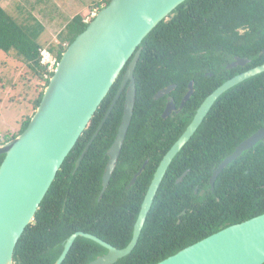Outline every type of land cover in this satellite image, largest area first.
I'll return each instance as SVG.
<instances>
[{
	"label": "trees",
	"instance_id": "obj_1",
	"mask_svg": "<svg viewBox=\"0 0 264 264\" xmlns=\"http://www.w3.org/2000/svg\"><path fill=\"white\" fill-rule=\"evenodd\" d=\"M109 1L102 0L99 11ZM87 25L77 15L64 27L57 37V46L48 49L57 63ZM42 32L43 27L35 18L20 24L0 6V51L13 52L14 58L46 87L53 72L41 64L43 47L38 39ZM139 48L140 57L133 72V115L121 154V163L125 165L126 158L134 154L141 157L139 151L147 143L153 147L161 144L164 153L180 137L208 95L234 76L264 64V0H186L142 40ZM236 57L248 63L226 69ZM122 74L65 158L33 222L19 238L13 253L14 264H54L65 240L77 232L92 235L116 249H123L131 240L143 193L151 179L150 171L136 183L137 187L141 184V194L116 190L118 181L113 176L98 201L107 160L105 152L120 124L123 96L74 171V163L104 117ZM190 81V99L177 114L163 120L162 99L155 100L154 95L175 85L171 94L178 106ZM42 95L40 92L34 101L35 110ZM29 121L30 118L23 122L19 132L5 142L20 135ZM263 122L264 73L239 83L216 100L169 166L135 248L115 264H157L228 226L264 214V140L223 169L212 189L209 185L219 164ZM129 148L133 154L128 153ZM3 159L0 156V165ZM155 159L157 163L160 154ZM185 172L182 181L175 184ZM201 191L203 196H199ZM181 212L185 214L180 215ZM104 254L106 250L96 243L78 237L61 264H88Z\"/></svg>",
	"mask_w": 264,
	"mask_h": 264
},
{
	"label": "water",
	"instance_id": "obj_2",
	"mask_svg": "<svg viewBox=\"0 0 264 264\" xmlns=\"http://www.w3.org/2000/svg\"><path fill=\"white\" fill-rule=\"evenodd\" d=\"M185 1L110 0L61 54L26 129L14 139L0 144V156H4L0 165V264H14L13 253L19 238L25 228L33 222L35 213L65 158L126 67L119 90L74 166L76 171L119 99L126 82L130 81L117 135L107 151L109 159L102 176L98 196V201L100 200L131 123L135 100L133 72L140 57L139 45L160 22L167 19L169 14ZM246 62L248 61L236 58L226 69L244 66ZM262 73L264 64L238 74L216 88L201 102L191 122L161 160L143 198L133 225L131 240L123 249H116L92 235L77 232L65 240L61 254L54 264L64 261L78 237L92 241L106 250V254L88 264H115L128 256L138 242L156 191L171 161L190 141L222 94ZM192 85L190 82L179 109L191 97ZM171 90L172 86H169L159 91L154 98L159 99ZM172 109L174 106L171 103L162 117ZM263 140L264 122L261 128L241 142L234 152L219 164L210 177V189L223 169ZM199 196H202V192ZM157 264H264V214L228 226Z\"/></svg>",
	"mask_w": 264,
	"mask_h": 264
},
{
	"label": "rangeland",
	"instance_id": "obj_3",
	"mask_svg": "<svg viewBox=\"0 0 264 264\" xmlns=\"http://www.w3.org/2000/svg\"><path fill=\"white\" fill-rule=\"evenodd\" d=\"M101 2L102 0H0V6L20 24L26 23L30 17L41 24L43 32L38 39L43 47L40 52L41 61H44L45 56H48L46 60L52 61L54 56L48 49L57 46V37L64 27L77 15L85 23H89L99 11L98 4ZM54 69L50 72H54ZM45 88V83L32 75L25 64L17 61L13 52L5 54L0 51V144L16 135L22 123L33 116L34 101Z\"/></svg>",
	"mask_w": 264,
	"mask_h": 264
},
{
	"label": "flooded vegetation",
	"instance_id": "obj_4",
	"mask_svg": "<svg viewBox=\"0 0 264 264\" xmlns=\"http://www.w3.org/2000/svg\"><path fill=\"white\" fill-rule=\"evenodd\" d=\"M237 58V57H236ZM236 58H234V60H233V62L235 61V59ZM240 59V58H239ZM243 60H245V59H243ZM247 61V60H246ZM232 62V63H233ZM248 62H246V64H247ZM231 64V63H230ZM245 64V65H246ZM229 65V64H228ZM244 65V66H245ZM244 66H238V67H244ZM226 67H227V65H226ZM237 68V67H236ZM125 71H126V67H124L123 68V70L121 71V72H123V74H122V76H121V78L119 79V83H118V88H117V90H116V92H115V94H114V97H115V95H116V93H117V91L119 90V88H120V86H121V83H122V79H123V76H124V74H125ZM121 74V73H120ZM120 74H119V76H120ZM119 76L117 77V79L115 80V82L118 80V78H119ZM114 82V83H115ZM190 82H192L193 83V81H190ZM189 82V83H190ZM189 83H188V85H187V91H188V86H189ZM129 84H130V81H127L126 82V84H125V86H124V88L122 89V92H121V94H120V97H119V99L123 96V110H124V101H125V94H126V92H127V90H128V86H129ZM113 86V85H112ZM170 86H172V90L168 93V94H166V95H164L163 97H161V98H159V99H162V102H163V108H162V112H161V114H160V117L163 119V120H165L166 118H168V117H172L173 115H175V114H177L181 109H179V106H180V103H181V100L183 99V97L185 96V94H186V92H185V94H183V96H182V98H181V100H180V103H179V105L178 106H176V102H175V99H174V96L171 94V92L176 88L175 87V85H170ZM169 87V86H168ZM134 88H135V82H134ZM167 88V87H166ZM166 88H164V89H166ZM192 88H193V85H192ZM164 89H162V90H164ZM161 91V90H160ZM158 93V92H157ZM193 94V93H192ZM156 95V94H155ZM154 95V96H155ZM192 96V95H191ZM114 97L112 98V100H111V102H110V104H109V106H108V108H107V110L109 109V107H110V105H111V103H112V101H113V99H114ZM154 98V97H153ZM118 99V100H119ZM155 99V98H154ZM190 99V98H189ZM117 100V101H118ZM155 100H157V99H155ZM117 101H116V103H117ZM116 103H115V105H116ZM173 104V106H174V109H172V110H170L169 111V113L167 114V115H165V117L163 118L162 116H163V114L165 113V111H166V109H167V106L169 105V104ZM186 104V103H185ZM184 104V105H185ZM114 105V106H115ZM114 106H113V108H114ZM112 108V109H113ZM107 110H106V112H107ZM105 112V113H106ZM122 115H123V113H122ZM104 116H105V114H104ZM109 117V116H108ZM107 117V118H108ZM121 118H122V116H121ZM103 119V118H102ZM102 121V120H101ZM101 121H100V123H101ZM120 122H121V120H120ZM99 123V124H100ZM99 124H98V126H97V128L99 127ZM120 125V124H119ZM130 126V125H129ZM119 127V126H118ZM97 128H96V130H97ZM102 128V127H101ZM100 128V129H101ZM129 129V128H128ZM96 130L94 131V133L96 132ZM100 131V130H99ZM99 131H98V133H99ZM117 131H118V128H117V130H116V133H115V136H114V139H115V137H116V135H117ZM128 132V131H127ZM184 132V131H183ZM94 133H93V135H94ZM97 133V134H98ZM92 135V136H93ZM127 135V134H126ZM92 136H91V138H92ZM97 136V135H96ZM95 136V137H96ZM181 136V135H180ZM126 138V137H125ZM114 139H113V141H114ZM91 140V139H90ZM94 140V139H93ZM113 141L111 142V144L109 145V147L107 148V150H106V152H105V156L107 157V160H106V164H105V167H106V165H107V162H108V159H109V157L107 156V151H108V149L112 146V144H113ZM125 141V140H124ZM177 141V140H176ZM175 141V142H176ZM90 142V141H89ZM89 142H87L86 144H85V146L83 147V150L86 148V146L88 145V143ZM174 142V143H175ZM92 143V142H91ZM173 143V144H174ZM123 144H124V142H123ZM123 144H122V147H121V149H120V152H119V155H118V158H117V161H116V164H115V167H114V170H113V172H112V174H111V176H110V179H109V182H108V185H109V183H110V181H111V178L114 176L115 178H117V183H115V187H118L116 190H119V191H125V192H130L131 194H133V195H137V194H139L140 193V188H141V184H140V187H137V181L138 180H141V179H144V178H146L145 177V175L146 174H148L149 173V171H150V173H151V179H150V182H149V184L147 185V188H146V190H145V192L143 193V198H144V196H145V194H146V192H147V190H148V188H149V186H150V184H151V181H152V179H153V176H154V174H155V172H156V170H157V168H158V166H159V164H160V162H161V160L163 159V157H164V155L169 151V149L172 147V145L163 153V149H162V145L161 144H159V143H156L155 144V147H153L152 145H150V143H147V144H144V147H142L141 149H140V154L142 155L141 157H138L136 154H134L133 156H131V157H128V158H126V160L125 161H128V164L127 165H125L124 163H121L122 162V159H121V154H122V152H123ZM91 145V144H90ZM90 147V146H89ZM89 147H88V149H89ZM133 149H135V148H133ZM83 150L81 151V153L83 152ZM182 150V149H181ZM88 151V150H87ZM86 151V152H87ZM86 152H85V154H86ZM81 153L79 154V156H78V158L80 157V155H81ZM127 153V152H126ZM128 153L130 154H133L134 152H132L131 150H130V148H129V151H128ZM85 154H84V156H85ZM157 154H160V159L158 160V162L156 163V155ZM177 156V155H176ZM175 156V157H176ZM174 157V158H175ZM78 158L76 159V161H75V163L77 162V160H78ZM158 158V157H157ZM83 160V159H82ZM174 160V159H173ZM172 160V161H173ZM129 161H131L132 163H129ZM172 161H171V163H172ZM75 163H74V166H75ZM171 163H170V165H171ZM169 165V166H170ZM80 166V165H79ZM169 166H168V168H169ZM105 167H104V171H105ZM168 168H167V170H168ZM78 169V168H77ZM167 170H166V172H167ZM104 171H103V173H104ZM119 173L118 175H114L115 173ZM166 172H165V174H166ZM186 175V172L185 173H183L180 177H178L176 180H175V184H178L179 182H181L182 181V179H183V177ZM102 176H103V174H102ZM102 176H101V182H102ZM165 176V175H164ZM164 176H163V178H164ZM163 178H162V180H163ZM181 178V180H179ZM162 182V181H161ZM161 184V183H160ZM108 185H107V187H108ZM137 187L138 189H136L134 192H132V189L134 188V187ZM106 187V188H107ZM159 187H160V185H159ZM159 187H158V189H157V191H156V194H157V192H158V190H159ZM106 190V189H105ZM195 190H196V193H197V189H194V194H196L195 193ZM101 191V190H100ZM202 192V196H203V194H204V192L203 191H201ZM200 192V193H201ZM199 193V194H200ZM141 194V193H140ZM156 194H155V196H156ZM142 201H143V199H142ZM141 204H142V202H141ZM141 204H140V206H139V210H140V207H141ZM138 213H139V211H138ZM183 214H185V212H181L180 213V215H183ZM137 216H138V214H137ZM137 218V217H136ZM135 221H136V219H135ZM135 223V222H134ZM134 225V224H133ZM132 229H133V227H132Z\"/></svg>",
	"mask_w": 264,
	"mask_h": 264
},
{
	"label": "built area",
	"instance_id": "obj_5",
	"mask_svg": "<svg viewBox=\"0 0 264 264\" xmlns=\"http://www.w3.org/2000/svg\"><path fill=\"white\" fill-rule=\"evenodd\" d=\"M45 54H46V53H45ZM46 57L48 58V56L43 57L44 61L46 60ZM44 61L42 60V61H41V64H42V65H46V66H47V69H48L49 72L52 71V69H54L55 66H56V64H57V61H56L55 58H54V60H52V61H50L49 59L46 60V62H44Z\"/></svg>",
	"mask_w": 264,
	"mask_h": 264
}]
</instances>
